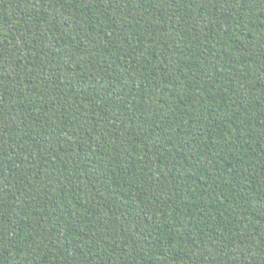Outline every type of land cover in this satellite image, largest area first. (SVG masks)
<instances>
[{
  "label": "trees",
  "instance_id": "1",
  "mask_svg": "<svg viewBox=\"0 0 264 264\" xmlns=\"http://www.w3.org/2000/svg\"><path fill=\"white\" fill-rule=\"evenodd\" d=\"M0 264H264V0H0Z\"/></svg>",
  "mask_w": 264,
  "mask_h": 264
}]
</instances>
